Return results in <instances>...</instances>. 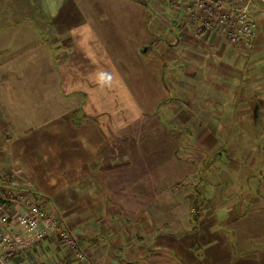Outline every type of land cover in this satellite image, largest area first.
I'll return each mask as SVG.
<instances>
[{
  "label": "crops",
  "instance_id": "0c3cea01",
  "mask_svg": "<svg viewBox=\"0 0 264 264\" xmlns=\"http://www.w3.org/2000/svg\"><path fill=\"white\" fill-rule=\"evenodd\" d=\"M158 1L30 0L60 8L45 26L0 0L2 172L97 264H264V31L251 49L197 35ZM54 241L30 264L61 260Z\"/></svg>",
  "mask_w": 264,
  "mask_h": 264
},
{
  "label": "built area",
  "instance_id": "2783aa9c",
  "mask_svg": "<svg viewBox=\"0 0 264 264\" xmlns=\"http://www.w3.org/2000/svg\"><path fill=\"white\" fill-rule=\"evenodd\" d=\"M201 1L192 13L197 35L215 30L233 44L252 47L256 23L248 7ZM19 177L0 180V264H30L31 250L48 238L64 250L54 264H97L60 211L48 208L47 197L33 183L21 186Z\"/></svg>",
  "mask_w": 264,
  "mask_h": 264
},
{
  "label": "rangeland",
  "instance_id": "374dc122",
  "mask_svg": "<svg viewBox=\"0 0 264 264\" xmlns=\"http://www.w3.org/2000/svg\"><path fill=\"white\" fill-rule=\"evenodd\" d=\"M19 1L23 2L22 4L26 3V5L28 7H30V11H32V17L31 18L35 22H38V24H40V25H42V23H44L46 26V22H49V20H51L53 18L56 19V17L58 16V14L56 12L60 8H55V9H57V11L55 12L54 16L52 17V15L47 16V12H49V11H46L45 8H42V7L35 8L33 6V4H31L30 0H19ZM64 1L60 0V3L62 4ZM198 1L202 2L201 0H159L158 4H157L158 5L157 6L158 12L161 14H163V13L164 14L163 15L157 14V18L160 19L161 18L160 16H162V20H165V18H163V16H165L166 18H169L170 15H171V17H177L179 15L180 18H185V19H188V22H192L191 24L193 26V30L195 31V34H197L198 23H196V22L194 23L192 13L196 9V3ZM204 1H208V2L209 1H219V2L221 1V2L228 3L229 5H234L237 8H242V9H244L245 7H248V9H249V11H250L252 17L254 18L255 23H256V33H255V38H254L252 47L254 46V42H255V39L257 37V33H259L257 31H259V30L262 32L264 31V0H204ZM178 3H180V4H178ZM167 8H168V10H166ZM179 10H180V12H179ZM0 11H2V10L0 9ZM153 11L157 12V10H155V9H153ZM3 13L6 16L12 14L9 12V10H5ZM20 14L21 13H19V14L15 13L14 15L9 16L10 18H7V20L9 22H12V21L18 22L20 18L22 19L23 16L27 15V14H23V15H20ZM48 15H49V13H48ZM194 25H195V27H194ZM161 34L165 38H172L173 37L172 34L170 33V31L167 29L164 31H161ZM198 35H200V34H198ZM260 35H261L262 40H263L264 34H260ZM252 47H250L248 49H251ZM12 93L14 94L13 90H12ZM12 93H10L11 96H13ZM10 95H8V93H6V96L10 97ZM4 111H2V109L0 110V112H4ZM0 124L3 126V120H0ZM7 129H9V128H7ZM7 137H8V133H7ZM3 152H5V151L0 150V153H3ZM2 170H3V168L0 166V176H1L0 178L3 177L4 179L9 180V182H12L14 180L12 173L8 172V171L2 172ZM4 173H6V174H4ZM19 175H23V174L20 173ZM24 175L19 177V182H20L21 186L26 187L27 185H30V181H29V178L27 176H24ZM55 254H57V247L55 245H53L50 248H46L45 250H42L40 255L38 253L37 256L39 258L41 257V259L46 261L47 258L52 257ZM38 261H40V260H38ZM36 264H41V263L38 262Z\"/></svg>",
  "mask_w": 264,
  "mask_h": 264
}]
</instances>
